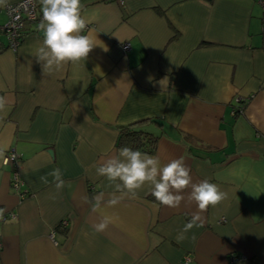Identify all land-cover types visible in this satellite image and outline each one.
<instances>
[{
    "label": "crops",
    "instance_id": "obj_1",
    "mask_svg": "<svg viewBox=\"0 0 264 264\" xmlns=\"http://www.w3.org/2000/svg\"><path fill=\"white\" fill-rule=\"evenodd\" d=\"M81 3L84 34L96 46L49 75L35 58L40 20L24 23L12 51L0 6V96L8 101L0 112V212L15 214L0 219V264H264V8L258 0ZM139 120L159 135L150 155L163 163L183 157L193 182L208 179L225 198L201 212L187 189L170 208L145 185L135 198L93 211L92 198L104 193L107 201L112 192L95 166L119 150V127ZM182 133L213 149L188 150ZM10 148L22 199L3 163ZM57 167L61 191L52 177L39 179ZM197 212L203 227L178 242ZM104 215L112 223L96 233Z\"/></svg>",
    "mask_w": 264,
    "mask_h": 264
},
{
    "label": "clouds",
    "instance_id": "obj_2",
    "mask_svg": "<svg viewBox=\"0 0 264 264\" xmlns=\"http://www.w3.org/2000/svg\"><path fill=\"white\" fill-rule=\"evenodd\" d=\"M6 4L7 0H0V6ZM40 4L42 18L37 28L43 36L35 58L41 65L42 73L49 75L59 71L66 63H78L86 59L96 44L90 35L84 34L89 21L82 15L81 0H40ZM104 50L107 51V48ZM7 109V99L0 96V112H6ZM2 152L3 149H0V154ZM95 171L98 177L106 179L112 192L107 201L104 193L94 196L93 211L113 208L126 197L135 198L145 185L151 187V195L156 201L170 208L180 206L185 200L183 193L187 189H190L187 199L194 202L201 212L209 206L218 205L225 198V193L208 179L193 182L191 168L183 157L163 163L157 155L124 146L95 166ZM63 175L57 167L39 179L47 185L48 177H52L56 190L61 191L66 185ZM83 199L85 203L89 202L87 197ZM112 219L109 215L102 216L100 222L93 225V230L96 233L105 231ZM198 227H203L199 212L178 232L177 241H183L188 232Z\"/></svg>",
    "mask_w": 264,
    "mask_h": 264
},
{
    "label": "built area",
    "instance_id": "obj_3",
    "mask_svg": "<svg viewBox=\"0 0 264 264\" xmlns=\"http://www.w3.org/2000/svg\"><path fill=\"white\" fill-rule=\"evenodd\" d=\"M118 1L123 3V0ZM258 2L264 8V0H258ZM5 11L7 14V20L2 26V31L7 39V47L12 51H16L22 39L24 23L41 20L42 13H37L35 0H20L15 3L8 4ZM121 47L123 52H127L130 48L129 42H124ZM3 163L10 164V166H12V189L18 193L19 198H25L27 196V192L20 190L21 179L19 175V156L14 149L10 148L6 151L3 157ZM14 217L15 214L13 212H0V219L2 221ZM67 223V220L63 219L60 224L64 228L67 226ZM50 236H52V232ZM235 258L236 256H231L229 261L233 262Z\"/></svg>",
    "mask_w": 264,
    "mask_h": 264
},
{
    "label": "trees",
    "instance_id": "obj_4",
    "mask_svg": "<svg viewBox=\"0 0 264 264\" xmlns=\"http://www.w3.org/2000/svg\"><path fill=\"white\" fill-rule=\"evenodd\" d=\"M148 119L151 121H155L151 118ZM140 121L142 120L119 127L118 134L115 140L116 148L120 149L121 147L127 146L133 148L134 150L138 149L148 154H152L155 152L159 135L154 134L151 131L145 130L144 128L137 127V123L139 124ZM182 138L187 143V149L190 151L193 147H198L207 151L213 149L209 145H205L199 142L193 136L187 133H182ZM151 197L153 196L151 195ZM153 199L155 198L153 197Z\"/></svg>",
    "mask_w": 264,
    "mask_h": 264
}]
</instances>
